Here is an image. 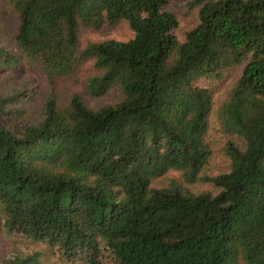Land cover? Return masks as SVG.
Returning <instances> with one entry per match:
<instances>
[{"label": "trees", "instance_id": "16d2710c", "mask_svg": "<svg viewBox=\"0 0 264 264\" xmlns=\"http://www.w3.org/2000/svg\"><path fill=\"white\" fill-rule=\"evenodd\" d=\"M0 20V73L46 81L38 101L0 83V232L57 264H264V0H0ZM120 22L125 40H81ZM88 60L85 90L106 99L57 95ZM213 119L240 144L210 174Z\"/></svg>", "mask_w": 264, "mask_h": 264}, {"label": "rangeland", "instance_id": "374dc122", "mask_svg": "<svg viewBox=\"0 0 264 264\" xmlns=\"http://www.w3.org/2000/svg\"><path fill=\"white\" fill-rule=\"evenodd\" d=\"M179 31L186 29L194 24V15L192 13L180 14L179 16ZM12 29L11 23L0 20V37L3 43H6L8 47H11L7 40L9 39V33ZM131 32L125 22H120L115 28L107 32L102 33H90L83 32L81 40L85 41H100L106 39L125 40L130 37ZM94 73L92 67V61L85 62L77 71L74 82L67 81L71 78L56 79L54 82V91L57 95L63 92L77 93L88 106H95L101 103L106 98L98 99L89 96L85 90V82ZM9 78H5V73H0V83L3 86H20L23 82H28L31 86V90L37 92L33 99L38 101V97L46 90V81L42 74L32 66L24 64H16V67L10 70ZM35 102L31 104L30 108L35 109ZM236 138L233 135L225 133L216 119L211 120L209 129V141L211 145L212 155L206 166L205 171L210 174L217 172H223L227 170L228 160L226 159L222 146L227 140H233ZM239 144V140H236ZM176 176V172H169L168 175ZM204 184L196 183L193 189H200L204 187ZM16 250L24 253H31L33 251L39 252V259L41 264H57L58 261L54 254L44 246L42 243H32L25 239L11 238L7 236L3 231L0 232V254H6L9 251Z\"/></svg>", "mask_w": 264, "mask_h": 264}]
</instances>
